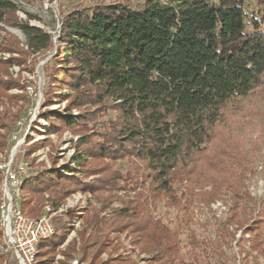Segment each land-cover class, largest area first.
Segmentation results:
<instances>
[{"label": "trees", "instance_id": "obj_1", "mask_svg": "<svg viewBox=\"0 0 264 264\" xmlns=\"http://www.w3.org/2000/svg\"><path fill=\"white\" fill-rule=\"evenodd\" d=\"M249 2L146 0L142 7H135L130 0H98L67 13L61 41L72 64L63 69L66 84L75 92L69 108H95L85 110L77 123L66 117L50 119L52 130L69 127L75 132L89 131L80 139L82 152L77 158L82 165L86 154L102 160L131 156L144 160L154 199L174 193L176 182H187L182 197H173L180 204L183 198L189 200L196 187L211 184V190L203 193L204 201L232 191L238 207L247 176V168L241 171L240 167L248 158L238 146L218 142L220 121L232 101L248 95L264 97V0H254L251 10ZM17 10L13 0H0V22L20 27L34 52L49 48L52 36L19 19ZM2 49L19 50L22 57L0 61V101L18 85L3 75L9 73L14 61L25 58L17 38L3 42ZM111 111L115 115L108 123L101 128L90 126ZM6 119L0 112V147L5 145L6 134L1 129L7 126ZM85 165L88 175L105 168ZM133 167L139 166L133 161ZM122 178L136 186L139 183L133 169L126 177L111 170L95 182L84 183L42 171L26 182L25 192L36 195L52 191L53 203L59 205L74 190L110 192ZM243 193L244 200L253 199L248 191ZM142 195L137 194L139 198ZM113 196L103 199L100 210L111 204ZM32 198H25L24 204ZM123 203L124 207L114 208L109 219L97 211L86 216L80 231L83 258L94 246L93 259L99 258L107 240L104 228L113 227L117 232L131 230L134 241L158 264H187L176 231L147 215L140 200ZM235 220L239 228L243 227L241 219ZM259 223L247 226L244 233L251 234V254L257 251L264 256ZM66 235L64 230L42 240L37 264H52L55 249ZM76 248L73 242L62 252L70 258ZM109 260L126 264L121 256Z\"/></svg>", "mask_w": 264, "mask_h": 264}, {"label": "rangeland", "instance_id": "obj_2", "mask_svg": "<svg viewBox=\"0 0 264 264\" xmlns=\"http://www.w3.org/2000/svg\"><path fill=\"white\" fill-rule=\"evenodd\" d=\"M18 5L17 14L19 19L28 21L31 25L43 28L52 36L49 48L34 52L27 44V38L23 30L5 22H1L0 30V61L21 58V51L4 50L3 42L10 38L19 40V49L25 51L22 62L14 61L9 67V73L3 75L5 79H15L17 86L7 91L0 101V112L6 116L7 126L1 129L6 134L5 145L0 147V152L8 148L9 135L14 129L19 117L26 114L28 109L35 106L36 99L27 92V86L37 84L41 92L40 108L33 122V134L29 135L24 148L28 150L27 159L31 165L30 171L38 176L42 171H54L63 178H75L81 183L95 182L101 175L111 170H117L124 177L127 171L133 169L139 177L136 186L133 182L126 183L122 178L112 191H85L78 189L66 196L61 204L53 203L54 192L44 191L40 194L31 195L26 192L27 201L33 197L31 202L25 203L29 214L36 215L42 212L43 207L49 202L54 207L67 203L69 197L77 194L78 201L69 207L62 215L55 217L57 234L64 230L67 235L62 244L55 249L52 264H72L78 259L81 264H117L109 259L121 256L126 264H158L152 255L143 252L140 245L134 241L131 230L123 229L117 232L113 227L104 228L106 245L102 248L99 258L93 259V253L97 247L94 246L83 258L81 249L80 231L85 226L88 214L95 211L101 217L111 218L114 208L124 207V200L138 199L145 205L146 214L155 220L161 221L172 231L177 232V241L180 252L187 264H264V256L257 251L251 254L249 238L250 233H244L247 226H253L254 222H260V231L264 241V97L248 95L232 101L226 108L220 121L219 144L227 141L238 146L239 151L248 158V163L240 167L243 171L247 168V176L244 180V190L252 196L251 201L243 199V187L240 191V204L235 206L232 191H225L211 202L204 201V194L211 190V184L196 187L189 200L183 198L180 204L174 202V195L180 198L186 191V183L176 182L173 185L174 193H169L154 199L150 190V171L146 168V162L135 156L111 159H94L86 154L82 163L78 162L77 156L82 152L80 139L88 132H75L69 127H60L52 130L51 120L68 118L77 123L85 110L94 109V106H83L81 108H69L71 97L75 94L65 82L63 69L72 64L68 61L64 51L65 46L61 38L56 39L55 31L61 29L63 17L77 8L93 5L98 0H13ZM107 2L116 0H106ZM135 7H142L146 0H130ZM170 3L174 0H160ZM254 6V0L249 2V10ZM255 7V6H254ZM54 32V33H53ZM90 107V108H89ZM115 115L110 112L91 122L90 126L101 128L109 119ZM9 131V132H8ZM97 141L98 137L94 136ZM1 141V140H0ZM221 145V144H220ZM219 145V146H220ZM43 159H40V158ZM243 157V156H242ZM133 161L137 168L133 167ZM105 167L101 173L88 175L84 168ZM109 166V167H108ZM2 173L0 171V183ZM68 181H70L68 179ZM155 184H153L154 186ZM228 186H225L227 188ZM142 192V197L137 194ZM114 194L111 204L101 209L103 199ZM48 195V197H47ZM73 198V197H72ZM236 213H234V211ZM246 209V210H245ZM236 218L241 219L243 227H238ZM75 221V222H74ZM76 223L75 225H72ZM1 241V236H0ZM76 243V250L72 257L67 258L62 252L71 243ZM48 256V255H47ZM46 256V257H47ZM247 256V257H246ZM257 256V259L255 258ZM0 264H19L12 253L6 256L0 254ZM257 264V263H256Z\"/></svg>", "mask_w": 264, "mask_h": 264}, {"label": "built area", "instance_id": "obj_3", "mask_svg": "<svg viewBox=\"0 0 264 264\" xmlns=\"http://www.w3.org/2000/svg\"><path fill=\"white\" fill-rule=\"evenodd\" d=\"M0 25L4 26L1 22ZM54 37H62L61 29L55 31ZM30 84L27 92L36 99L35 106L17 119L9 135L8 148L5 152H0V254L6 256L12 253L19 264L38 263L40 242L57 232L55 217L68 211L75 200H79L77 194H73V198L69 197L67 203L58 207L47 202L42 212L36 215L29 214L25 208V185L35 173L30 171L31 165L27 159L29 153L24 146L29 135L33 134L32 124L40 108L38 99H41L38 85ZM72 264L81 262L75 259Z\"/></svg>", "mask_w": 264, "mask_h": 264}]
</instances>
